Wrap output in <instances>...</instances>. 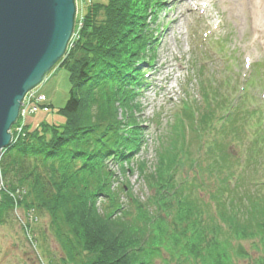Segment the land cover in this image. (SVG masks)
Here are the masks:
<instances>
[{"label":"trees","instance_id":"trees-1","mask_svg":"<svg viewBox=\"0 0 264 264\" xmlns=\"http://www.w3.org/2000/svg\"><path fill=\"white\" fill-rule=\"evenodd\" d=\"M162 8L86 0L78 9L58 63L71 83L64 121L25 123L3 150L0 223L16 209L44 212L64 264H264V111L245 95L232 102L220 77L201 76L202 102L174 110L153 170L136 163L146 198L109 166L125 174L142 144L137 98L155 65Z\"/></svg>","mask_w":264,"mask_h":264},{"label":"rangeland","instance_id":"rangeland-1","mask_svg":"<svg viewBox=\"0 0 264 264\" xmlns=\"http://www.w3.org/2000/svg\"><path fill=\"white\" fill-rule=\"evenodd\" d=\"M250 3V0H162L164 8L156 20L159 24L155 30L158 38L155 65L148 69L146 83L137 98L136 113L143 141L133 159L124 166L125 174L121 166L109 161L120 182L118 185L128 183L137 196H148L150 189L139 176L136 163L145 161L152 170L156 166L159 140L165 138L174 110L182 102L193 105L202 102L201 76L220 77L232 102L245 95V106L264 111V23L258 26L256 9ZM85 5L86 0H77V10ZM194 65L202 66L200 73ZM70 88L68 71L56 66L32 91L35 96H45L46 101L40 104L37 113L28 114L25 122L20 119L12 130L14 137H18V129L25 123L32 127L42 121L63 123L64 117L58 110L66 104ZM245 162H241L244 173ZM252 173L261 176L262 172ZM3 191L8 192L5 187ZM125 196L121 194L124 201ZM29 212L33 217L27 216ZM12 217L0 223V264L65 263L64 253L49 230L47 214L24 208L16 209ZM248 245L244 243L245 247ZM249 252L251 256L256 254L250 249Z\"/></svg>","mask_w":264,"mask_h":264},{"label":"water","instance_id":"water-1","mask_svg":"<svg viewBox=\"0 0 264 264\" xmlns=\"http://www.w3.org/2000/svg\"><path fill=\"white\" fill-rule=\"evenodd\" d=\"M77 11V0H0V158L26 96L65 56Z\"/></svg>","mask_w":264,"mask_h":264},{"label":"built area","instance_id":"built-area-1","mask_svg":"<svg viewBox=\"0 0 264 264\" xmlns=\"http://www.w3.org/2000/svg\"><path fill=\"white\" fill-rule=\"evenodd\" d=\"M33 95H34V93L32 91L30 93H28V95L26 96L24 103L21 107L19 119L23 118V121H24V118L28 114L36 113L38 111L39 104L45 102V100H46L45 96H39L38 97V96L34 95V97H33ZM22 127H23V125L20 126V128L18 129L19 130V133H17L18 135L22 132ZM14 138L15 137H13V140H14Z\"/></svg>","mask_w":264,"mask_h":264},{"label":"bare ground","instance_id":"bare-ground-1","mask_svg":"<svg viewBox=\"0 0 264 264\" xmlns=\"http://www.w3.org/2000/svg\"><path fill=\"white\" fill-rule=\"evenodd\" d=\"M250 2V4L256 9L255 17L257 18L256 21L260 27L262 22L264 23V0H250Z\"/></svg>","mask_w":264,"mask_h":264}]
</instances>
